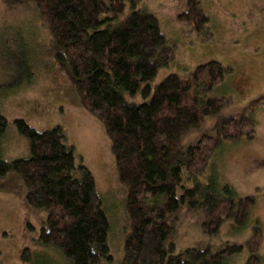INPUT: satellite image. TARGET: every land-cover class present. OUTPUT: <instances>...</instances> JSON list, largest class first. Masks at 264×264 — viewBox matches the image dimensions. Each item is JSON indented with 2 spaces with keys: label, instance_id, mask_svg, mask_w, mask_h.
<instances>
[{
  "label": "trees",
  "instance_id": "16d2710c",
  "mask_svg": "<svg viewBox=\"0 0 264 264\" xmlns=\"http://www.w3.org/2000/svg\"><path fill=\"white\" fill-rule=\"evenodd\" d=\"M50 31L54 56L76 87L83 105L105 125L119 177L127 187L129 228L122 264H261L264 226L258 221L244 244L192 247L176 253V216L187 207L202 212V230L218 235L227 221L249 222L255 195L218 187L206 173L224 142L253 140L252 113L264 95L241 113L224 115L233 97L213 92L234 70L219 61L171 74L156 86L159 71L176 61L177 49L143 0H33ZM179 15L204 41L213 39L203 0H187ZM141 98L138 101L137 98ZM136 100V101H135ZM210 117L211 132L187 145L186 137ZM0 113V136L9 128ZM14 125L29 142V158L0 159V178L17 172L27 203L44 209L39 243L66 264H109L111 223L92 171L77 161L63 126L39 131L25 120ZM205 178V181L203 180ZM27 248L22 258L31 261Z\"/></svg>",
  "mask_w": 264,
  "mask_h": 264
},
{
  "label": "rangeland",
  "instance_id": "374dc122",
  "mask_svg": "<svg viewBox=\"0 0 264 264\" xmlns=\"http://www.w3.org/2000/svg\"><path fill=\"white\" fill-rule=\"evenodd\" d=\"M141 6L159 19L162 31L177 46L176 61L159 71L153 86L171 74L186 76L196 66L214 60L234 70L213 92L214 96L233 97V105L224 115L241 113L264 95V0H203L214 34L209 41L179 19L188 9L187 0H143ZM53 52L50 31L33 0H0V113L10 123L0 136V159L30 157L29 142L16 129L15 120L23 119L39 131L63 126L77 161L96 178L111 223L113 260L109 264H122L129 228L127 187L120 180L104 123L83 105ZM252 117L255 138L224 142L206 173V182L210 176L219 188L229 185L239 196L257 197L249 222L237 229L227 221L218 235L209 236L202 230L204 214L184 207L176 216V253L192 247L244 244L256 221L264 226V103ZM215 122V117L207 119L186 137L185 144L211 132ZM26 193L17 172L0 178V264H66L58 252L40 245L47 213L31 207ZM27 248L32 254L30 262L22 258ZM260 255L264 264V245ZM248 256L245 250L234 263L244 264Z\"/></svg>",
  "mask_w": 264,
  "mask_h": 264
}]
</instances>
